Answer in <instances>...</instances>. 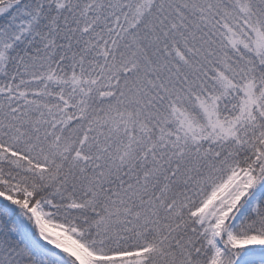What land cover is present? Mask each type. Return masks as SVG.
Instances as JSON below:
<instances>
[{
  "label": "snow or ice",
  "instance_id": "6c2138e0",
  "mask_svg": "<svg viewBox=\"0 0 264 264\" xmlns=\"http://www.w3.org/2000/svg\"><path fill=\"white\" fill-rule=\"evenodd\" d=\"M0 264H264V0H0Z\"/></svg>",
  "mask_w": 264,
  "mask_h": 264
}]
</instances>
